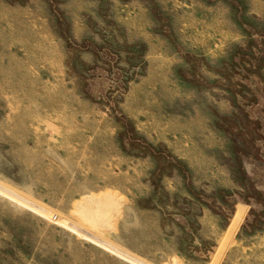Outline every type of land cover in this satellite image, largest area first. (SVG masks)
Returning <instances> with one entry per match:
<instances>
[{
    "label": "rangeland",
    "instance_id": "1",
    "mask_svg": "<svg viewBox=\"0 0 264 264\" xmlns=\"http://www.w3.org/2000/svg\"><path fill=\"white\" fill-rule=\"evenodd\" d=\"M187 193L264 264V0H0V264H201Z\"/></svg>",
    "mask_w": 264,
    "mask_h": 264
},
{
    "label": "crops",
    "instance_id": "2",
    "mask_svg": "<svg viewBox=\"0 0 264 264\" xmlns=\"http://www.w3.org/2000/svg\"><path fill=\"white\" fill-rule=\"evenodd\" d=\"M184 196L185 208H172L175 213L170 214L168 220H165L166 217L164 216L166 215L163 214L164 218L160 217V227L162 231L171 232L170 235L168 234V238L175 237L177 241H180L176 245L177 252L182 251L189 257V261L204 264L212 259L217 249V243H212L210 237L211 224L217 225L221 220L220 215L226 217L231 215L232 212L237 214L239 212L237 204L241 201V196L236 194L226 196L225 193L211 195L214 207H210L207 201L194 198L191 193Z\"/></svg>",
    "mask_w": 264,
    "mask_h": 264
},
{
    "label": "bare ground",
    "instance_id": "3",
    "mask_svg": "<svg viewBox=\"0 0 264 264\" xmlns=\"http://www.w3.org/2000/svg\"><path fill=\"white\" fill-rule=\"evenodd\" d=\"M93 204H95V206L97 207L98 205H102V201H96V202H93Z\"/></svg>",
    "mask_w": 264,
    "mask_h": 264
},
{
    "label": "water",
    "instance_id": "4",
    "mask_svg": "<svg viewBox=\"0 0 264 264\" xmlns=\"http://www.w3.org/2000/svg\"><path fill=\"white\" fill-rule=\"evenodd\" d=\"M218 260H219V259H218ZM217 262H218V261H217ZM217 262H216V260H215V261H214V264H216Z\"/></svg>",
    "mask_w": 264,
    "mask_h": 264
}]
</instances>
